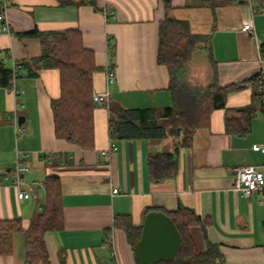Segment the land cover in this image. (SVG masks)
I'll list each match as a JSON object with an SVG mask.
<instances>
[{
	"label": "crops",
	"instance_id": "obj_1",
	"mask_svg": "<svg viewBox=\"0 0 264 264\" xmlns=\"http://www.w3.org/2000/svg\"><path fill=\"white\" fill-rule=\"evenodd\" d=\"M5 1L1 63L12 68L42 54L40 39L21 34L77 29L100 68L93 76V93L108 92L109 104L124 109L162 110L172 105L169 70L157 60L159 28L166 14L162 1L95 0L96 8L63 6L59 0ZM171 14L188 22L192 34L207 37L216 62L215 76L207 49L201 48L190 64L189 85L204 89L216 77L222 87L237 86L225 107L214 109L208 123L196 130L190 147L176 146L180 129L159 139L113 140L109 110L99 106L94 112V147L83 150L55 134L51 102L61 93L58 70H43L38 78L24 73L11 86L0 87V220H21L27 230L46 204L44 182L58 176L64 226L45 236L51 264H62L63 258L66 264H139L125 231L114 226L115 217L130 215L135 226H143L148 212L180 206L206 223L205 228H190L198 250L209 240L219 245L224 264H264V199L257 194L244 198L231 189L233 168L251 165L264 172V152L253 149L264 146V106L255 79L261 72L264 0L221 6L216 24L201 0H173ZM250 20L256 39L243 31ZM111 57L116 80L107 86L105 70ZM199 61L207 63L204 83L189 78ZM249 106L256 110L251 131L243 136L227 131V118L241 116L228 111ZM158 152L174 153L178 168L175 176L155 182L148 163ZM19 162L30 168L20 187L14 173ZM29 189L33 198L17 197L19 190ZM27 251L25 234H15L14 251L0 255V264H25Z\"/></svg>",
	"mask_w": 264,
	"mask_h": 264
},
{
	"label": "trees",
	"instance_id": "obj_2",
	"mask_svg": "<svg viewBox=\"0 0 264 264\" xmlns=\"http://www.w3.org/2000/svg\"><path fill=\"white\" fill-rule=\"evenodd\" d=\"M61 5H91L95 0H59ZM166 10L165 18L160 23L158 63L169 70V92L172 105L157 110L124 109L109 104V134L113 140L159 139L167 131L180 129L181 139L177 147H190L196 130L208 123L214 109L225 107L227 96L236 89V85L220 86L217 78L206 88L195 89L188 83L187 75L195 54L203 47L207 49V59L216 76V62L212 50L206 44L207 37L195 35L190 31L188 22L178 20L171 13L173 0H160ZM204 7H209L217 21V9L228 4L246 0H201ZM96 8V7H95ZM21 38L34 37L41 41L42 54L17 62L16 67L6 66L0 62V87H9L13 81L24 73L29 78H38L41 71L56 69L60 73L61 93L53 99L51 107L57 138L90 150L95 142L94 112L99 106L93 101V76L100 68L96 65L95 54L83 45L82 33L77 30L40 31L21 34ZM264 60V44L260 47ZM114 55V51H111ZM112 58V57H111ZM113 59V58H112ZM114 66V64H113ZM260 88L264 80L260 74L257 78ZM259 88V89H260ZM260 99L262 93L259 91ZM240 112L241 116L228 117L227 131L245 135L251 131L252 120L256 115L253 106L227 114ZM149 175L155 182L169 179L176 175L178 159L174 153H155L149 159ZM46 204L41 212L31 220L27 230L23 229L21 220H0V255H10L14 251V235L24 233L27 239V256L25 264H51L45 236L59 231L64 226L61 180L58 176H49L44 182ZM167 214L182 236V247L175 259L156 264H224V255L218 244L207 241L204 250H198L191 235L190 228L205 224L192 209L180 206L175 211L154 209ZM149 213V212H148ZM114 226L125 231L127 240L134 250L141 238L143 226H135L130 215L116 216ZM205 230V229H204ZM62 264L65 263L63 258Z\"/></svg>",
	"mask_w": 264,
	"mask_h": 264
},
{
	"label": "built area",
	"instance_id": "obj_3",
	"mask_svg": "<svg viewBox=\"0 0 264 264\" xmlns=\"http://www.w3.org/2000/svg\"><path fill=\"white\" fill-rule=\"evenodd\" d=\"M6 9V1L0 0V21L5 22L4 18V10ZM4 30H8V26L4 24ZM243 31L247 33L250 37L256 39V32L254 29V25L252 20L248 21L244 27ZM264 43H259V60L261 62V72L260 74L264 80V60L262 59L260 47ZM114 60L110 58L109 63L106 66V79H107V86L112 84L116 80V71L113 66ZM17 63L14 65L16 67ZM13 84V83H12ZM262 93V102L264 106V83L263 86L259 89ZM93 101L98 106L108 107L109 105V93H93ZM253 149L255 151L264 152V146L261 145H254ZM103 155L106 152L102 153ZM24 157V156H23ZM29 166L19 162L15 168V175H16V186L20 187V183L22 181L21 177L25 172L29 171ZM231 189L233 192L239 194L241 197L249 198L253 194L259 195L262 199H264V172L257 167L246 165V166H238L233 168L232 170V184ZM114 193L118 192V189L113 190ZM19 199H30L33 198V191L32 189L29 190H19L18 196Z\"/></svg>",
	"mask_w": 264,
	"mask_h": 264
},
{
	"label": "water",
	"instance_id": "obj_4",
	"mask_svg": "<svg viewBox=\"0 0 264 264\" xmlns=\"http://www.w3.org/2000/svg\"><path fill=\"white\" fill-rule=\"evenodd\" d=\"M182 242L172 219L162 211H151L145 217L141 238L134 248L135 257L139 264L170 261L178 255Z\"/></svg>",
	"mask_w": 264,
	"mask_h": 264
},
{
	"label": "rangeland",
	"instance_id": "obj_5",
	"mask_svg": "<svg viewBox=\"0 0 264 264\" xmlns=\"http://www.w3.org/2000/svg\"><path fill=\"white\" fill-rule=\"evenodd\" d=\"M208 73L207 63L205 61H199L195 66H193L189 78L194 82H205Z\"/></svg>",
	"mask_w": 264,
	"mask_h": 264
}]
</instances>
